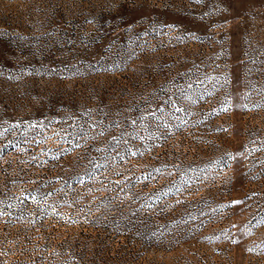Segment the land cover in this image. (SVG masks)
Listing matches in <instances>:
<instances>
[{
  "label": "rangeland",
  "instance_id": "obj_1",
  "mask_svg": "<svg viewBox=\"0 0 264 264\" xmlns=\"http://www.w3.org/2000/svg\"><path fill=\"white\" fill-rule=\"evenodd\" d=\"M0 264H264V0H0Z\"/></svg>",
  "mask_w": 264,
  "mask_h": 264
},
{
  "label": "snow or ice",
  "instance_id": "obj_2",
  "mask_svg": "<svg viewBox=\"0 0 264 264\" xmlns=\"http://www.w3.org/2000/svg\"><path fill=\"white\" fill-rule=\"evenodd\" d=\"M93 22H94V21H93ZM177 110H178V109H177ZM148 114H149V115H155L154 113H148ZM141 119H143V117H141ZM132 123H133V124H135V123H136V121H135V120H133V121H132ZM233 203H235V202H233Z\"/></svg>",
  "mask_w": 264,
  "mask_h": 264
}]
</instances>
